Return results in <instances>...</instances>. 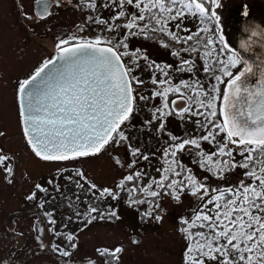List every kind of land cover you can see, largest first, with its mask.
<instances>
[{"label":"snow or ice","instance_id":"1","mask_svg":"<svg viewBox=\"0 0 264 264\" xmlns=\"http://www.w3.org/2000/svg\"><path fill=\"white\" fill-rule=\"evenodd\" d=\"M112 5L117 11L111 21L89 17L101 33L108 32L110 36H97L71 47H64L69 41L61 40L56 45L59 56L45 61L28 79L19 82L20 116L32 151L43 160H69L99 153L110 141L127 140L118 130L133 112V84L144 83L132 73L139 67L140 59H148L138 55L140 50L136 49L131 52L136 64L128 67L124 63L123 57L130 55L127 51L129 37L160 39L179 62L173 69L176 72H192L196 60L185 58L184 54H196L203 61V72L216 82L211 88H206L199 79L173 84L169 73L172 65L162 67L153 62L147 66L153 72L151 83L156 86L151 98L159 97L162 102L153 110V118L161 120L158 130L165 129L163 118L174 114L184 119L188 114L204 118L203 122L198 119L194 122L205 134L187 139L171 136V142L162 152L167 166L157 169L160 178H153L139 191L151 198L162 194L171 196L177 202L181 194L187 192L201 202L191 220H180L186 225L181 231L189 241L185 264H264V72L258 88L247 86V75L253 69L225 41L221 17L216 11L221 7V0H108L105 7ZM85 6L94 9L96 4L94 0H87ZM247 14L245 10L244 15ZM189 16L204 26L196 32L182 28ZM209 24L215 27L209 28ZM181 32L188 34L181 35ZM251 35L257 33L253 31ZM57 59L61 62L59 65ZM238 65L243 67L234 74L232 69ZM157 72L161 74L159 79ZM222 77L229 79L225 82ZM219 84H225L222 92ZM170 94L176 98L169 101ZM221 97L222 120L218 121L215 101ZM139 99L149 97L141 95ZM201 141L215 150L204 151ZM191 149H195L200 167L212 175L223 178L226 172L239 168L244 170L245 179L226 189L219 186L210 189L181 161L180 154ZM131 155L149 159L138 148L133 149ZM7 159L6 155H0V166H4ZM136 162L132 161L129 167ZM4 171L11 173L12 169L5 167ZM77 175L84 178L83 173ZM142 178V172L135 171L116 187L124 189L125 182ZM35 187L46 191L39 184ZM90 187L96 188L94 184ZM137 191L136 187L128 188L131 203H152L138 198ZM99 195L116 199L118 194L105 188ZM34 197L35 193L28 199ZM157 209L159 204L155 203L144 215L161 221L162 209ZM97 212V207L89 209V214ZM109 214L115 216L116 212ZM49 222L55 223L51 219ZM66 239L76 247L72 243L73 235H67ZM120 251V248L113 253L104 250L100 255L114 256ZM60 254L67 257L69 252Z\"/></svg>","mask_w":264,"mask_h":264},{"label":"rangeland","instance_id":"2","mask_svg":"<svg viewBox=\"0 0 264 264\" xmlns=\"http://www.w3.org/2000/svg\"><path fill=\"white\" fill-rule=\"evenodd\" d=\"M22 1L29 3L30 0ZM36 1L38 0H33V43L29 44L31 47L28 48L29 45L23 41L19 44V39L23 40L24 35L23 32H17L19 26L13 25L14 19H7L8 15H11L10 9H6L10 0H0V69L4 71L5 77L4 85L0 81V133H19L17 125L19 121L13 99L15 84L13 79L19 76L23 77L35 63L44 62L51 57L49 56L50 52L56 53V45L61 40H69L68 44L72 43V38H67L69 31H77L76 34L84 41L96 38L87 28V20L78 5V0H52L58 2L59 5L53 6L50 15L42 19L35 15ZM100 2L106 3L105 0H100ZM245 10H247V15H244ZM216 11L221 17L220 26L225 41L252 66L253 72L248 74L246 79L247 86L254 88L255 83L260 84V70L264 69V0H221V7ZM185 26L193 32L197 27L196 18H186L181 27ZM78 29L80 30L78 31ZM253 31L257 33L256 36L251 35ZM180 34L188 33L181 32ZM247 34H249V38L246 37ZM130 44L132 50L139 49L141 57L147 56L148 59H140L139 67H136L132 73L144 83L143 85H134L133 112L118 130L123 132L127 140L119 143L116 140L110 141L99 153L69 160L42 161V159L33 156V191L38 190L35 191L37 197L43 195L35 186L39 182L38 176L48 167L50 172L47 177L50 178V185L46 184V188L50 192L48 195L46 193L45 209L51 208L56 214H63V220L64 216L67 221L72 214L85 209L88 203L98 202V209L106 202L110 204L117 202L118 205H124L120 201L127 199L125 189L140 188L135 180L125 182V188L119 189L116 187L119 181L132 172L140 171L143 174L140 186L141 188L146 187L153 178H160L157 169H160L162 163L165 162L162 152L171 142L169 139L171 136L187 139L205 134L203 129L194 122L197 119L203 122L204 118L202 116L192 117L188 114H185L184 119L174 114L170 115L169 118L164 119L165 129L158 130L161 120L153 118V110L161 104V99L159 97L151 98L156 86L151 83L153 72L147 66L154 62L162 67L164 63L174 67L175 61L168 54L166 48L159 49L155 44L149 46L140 42H130ZM242 45L247 47H242ZM27 55L31 56L33 63H26ZM187 58L196 60V68L190 73L181 72L183 76L176 75L173 72L174 68L170 69L169 73H171L173 84H178L181 80L192 83L197 79L206 88H210L209 84L211 86L215 84V81L210 80L208 75L203 72L202 60L197 56L187 55ZM124 63L128 67L135 65L133 58L124 59ZM156 78H161L159 72L156 73ZM141 95L147 96L149 99L140 100ZM215 103L216 107L219 104L221 108L222 97ZM194 106L193 109H195ZM116 139L118 140V137ZM137 148L149 159L144 160L142 156H132V150ZM201 148L206 152L215 150L212 145L204 141H201ZM190 151L181 154L182 163L186 168L192 170L193 175L202 179L207 171L197 163L199 157L194 155L195 149ZM237 159L239 160V158ZM134 160L137 161L135 165L129 167V164ZM77 173H83L84 178L82 179ZM241 175L242 170L237 168L226 172L223 179L210 178L207 181L203 180V183L210 189L217 186L224 189L238 185ZM92 184L96 186L95 189L90 187ZM26 185L28 184L26 183ZM39 185L41 186V183ZM105 188L112 189L120 196L117 195L116 199L107 195L100 197L99 193ZM7 195L9 196V192L6 191L5 196L7 197ZM87 200L89 201L84 203ZM151 200L154 204H159V209L156 211L162 209L160 211V215L163 217L161 221L146 217L145 222L142 223L140 216L134 217V213H132L131 219L128 216L124 217L123 213H119L118 216H107L102 221L101 216L97 215L93 220L97 223V227L82 230L79 236L75 235L77 238L74 243L76 247H70L72 253L67 257L68 263L107 264L104 257L100 255L102 250L99 248L108 246L109 253L115 252L117 248L121 249L116 253L117 262L113 264H184L182 253L186 239L181 233L179 221L181 218L188 219L193 215L192 213L201 206V202L196 197L186 194H181L179 202L173 197L163 194L160 197L151 198ZM37 210L36 204H33V216L37 214ZM145 211L148 210L145 209ZM155 214L153 212V216ZM56 221L59 220L56 219ZM132 238H136V240L133 241ZM35 243L36 240L33 239V244ZM64 260L66 259L64 258Z\"/></svg>","mask_w":264,"mask_h":264},{"label":"flooded vegetation","instance_id":"3","mask_svg":"<svg viewBox=\"0 0 264 264\" xmlns=\"http://www.w3.org/2000/svg\"><path fill=\"white\" fill-rule=\"evenodd\" d=\"M56 3L58 2L52 0L36 1L34 5V12L36 17L39 19L48 17L50 15L51 8H53V6L59 5H56ZM8 7L6 9H10L11 15H8L7 19H14L15 23L13 25L19 26L17 27V32H23L24 35L23 40H21V38L19 39V44H21L22 41L23 43H27V45L33 43V0H30L29 3L23 2L22 0H10V4L8 5ZM28 17H30L31 19H28ZM183 28L187 27L185 26ZM79 30L80 29H78V31ZM76 32L77 31H69L67 38H72L73 42L70 44H65L64 47L72 46L84 41L82 40V38H79ZM246 37L249 38V34H247ZM30 47L31 46L29 45L28 48ZM55 54L56 53L50 52L49 56L51 57H49L45 61L51 60ZM44 62H38V64L35 63L29 69L26 75H24L23 77L19 76L18 78L12 80L13 83H15L13 88V99L19 121L17 124L19 133H2L3 135H0V150H2L0 151V155H6L8 157V159L5 161L4 166H0V264H69V260H67V257L72 253V250L70 251V247L72 246L67 241L66 236L69 234L73 235L75 239L72 243H75V240L77 239L75 236L76 234H78L79 236V233L82 230L97 227V223L93 221V216L96 217L97 215H100V213H103V216L100 215L103 221L105 217L112 216L109 214L110 212L115 211L117 216L119 215V213H123L124 217L127 218L128 216L131 219L132 213H134L133 216H140V220H142V223H144L146 218V216L144 215V213L146 212L145 209L149 210L150 207L154 205L151 197H147L145 194L139 191V189L135 195L137 197L141 196L140 199H145L147 201H151L152 203H145L142 205L131 203L129 198L130 193L126 188L125 190L127 192V195L125 197H127V199H123L120 201L124 205H118L117 202H113L112 204L106 202L105 205H100L101 208L99 209V212L89 214V209L91 207H97L99 203H88L85 209L74 215L72 214L70 216V219H68L67 221L66 216H64L63 220V214H56L54 210H51V208L48 210L45 209V199L50 192L46 188V184L50 185V178L47 177L50 172L48 167H46L45 171L42 172L40 176H38V184L41 183V187H45L44 189H46V191L42 192L39 190L40 194L43 193L42 196L37 197L35 194V197L33 199H28L30 195L35 193V191H38L36 189L35 191H33V156L36 155L32 151L31 146L28 144L27 138L25 137L22 130L17 88L20 81L28 79L39 67L43 65ZM26 63H33L31 62L30 55H27ZM177 64L178 63L175 62L173 68H175ZM165 65L166 64L164 63V66ZM242 67L243 65H239L237 70H240ZM169 71L171 72L170 69ZM173 72H175L176 75H182L181 72H176L174 70ZM260 72H264V69L260 70ZM259 78L261 84V76ZM3 79L5 80L4 71L0 69V81L2 85L5 84L3 82ZM260 84L255 83L254 88H258ZM209 87L211 88L210 84ZM174 97V95L170 94L169 101H171V99H173ZM216 111L217 117L215 119L218 121L222 120L219 104L216 107ZM169 117L170 116H167L163 119H167ZM180 158L182 161L181 155ZM237 158L240 159L239 156H237ZM42 161L51 160L42 159ZM5 167H10L12 169V172L7 173L6 171H4ZM205 177H207V179H205ZM224 177L225 174L223 178ZM210 178L213 177H210L206 174L202 176V179L200 180L203 182V180L207 181ZM215 178L223 179L219 178L218 176H215ZM242 179H244L243 170L240 181ZM136 182L138 187L142 189L138 184V180H136ZM26 183L28 185H26ZM119 183L120 181L118 182V184ZM6 191L9 192V196L7 195V197L5 196ZM183 194H186V192ZM8 197H10L11 199H9ZM88 201L89 200L85 201L84 203H87ZM33 204H36L38 209L37 214H35L34 216ZM50 219L54 220L55 223L51 224L49 222ZM56 219H58L59 221H56ZM60 222L61 225H59ZM56 233H59V235H57ZM47 235H49V237H47ZM33 239L36 240L35 244H33ZM132 240L135 241L136 238H132ZM55 246H58V248ZM108 248V246H104L100 247L99 250L104 251ZM62 251L69 252V255L67 257L62 256L60 254ZM64 258L66 260H64Z\"/></svg>","mask_w":264,"mask_h":264},{"label":"trees","instance_id":"4","mask_svg":"<svg viewBox=\"0 0 264 264\" xmlns=\"http://www.w3.org/2000/svg\"><path fill=\"white\" fill-rule=\"evenodd\" d=\"M105 1H106V3H101L100 0H94V3L96 4V7H95L94 9H89V8H87V7L85 6L87 0H78V5H79V7L82 9V12H83L84 15H85V19L87 20V28H88V30L93 34L94 37L101 36V35H103V36H105V37H108V36L111 35V34L108 33V32H103V33H101V31L99 30V26H97V25L94 24V23H91L90 20H89V17H90V16H91V17H94V18L107 19V20H109V21H111V20L113 19L114 15H115V12L117 11V9H116L115 5H112V6H110V7H105V4L108 3V0H105ZM187 18H191V17H187ZM185 20H186V19H185ZM185 20H184V21H185ZM196 20H197V27H196V29H195L193 32H196L199 28H201V27L204 26V25H202V24L200 23V21H199L198 19H196ZM184 21H183V22H184ZM208 26H209V28H214V27H215L214 24H209ZM119 38H120V37H117V39H119ZM127 42H128V44H129V48L127 49V51L129 52L130 55H129V56H125V57H123V61H124V59L129 60V59L131 58V52L134 51V50H132L131 47H130V46H131L130 42H133V43L140 42L141 44H145V45H149V46L155 44L156 48H159V49L165 48V47L163 46V44L161 43V40H160V39H153V38H148V37H145V36L129 37V40H128ZM165 42H167L166 39H165ZM176 47H179V46L177 45ZM163 50H164V49H163ZM121 51H124V50L121 49ZM140 53H141V51L138 53V55L142 56ZM170 53H171V49H168V54H170ZM184 55H185V58H187V55H188V54H184ZM170 56H171V58L174 59V61H175L176 63H179L176 57H173L171 54H170ZM188 56H189V55H188ZM191 56L195 57V56H197V55H196V54H192ZM134 62H135V64H136V61H135V60H134ZM151 64H152V63H151ZM177 65H178V64H177ZM238 66H239V65H238ZM238 66H237V68H238ZM237 68H236V69H232V71H233L234 74H236V73L238 72ZM222 79L226 82L229 78H228V77H222ZM215 83H216V82H215ZM134 85H135V84H133V87H134ZM218 87L221 89V92H222L223 89L225 88V84H219ZM129 150H132V149H129ZM180 155H181V154H180ZM166 166H167V165H166V163L164 162V163L162 164L161 168L166 167ZM202 169L206 170L205 168H202ZM206 171H207V170H206ZM243 171H244V170H243ZM206 174H207L208 176H210V177L215 178V176L212 175L211 173H209L208 171H207ZM243 177H244V176H243ZM244 179H245V177H244ZM141 180H143V178L138 180V184H139V186H140V182H141ZM147 184H149V183H147ZM224 189H226V188H224ZM186 195L192 196V195H190V194L187 193V192H186ZM192 214H193V215L189 216L188 220H191V219L194 217L195 212H193ZM179 223H180V221H179ZM182 227H186V225H182V224L180 223V230H181ZM193 230H195V229H193ZM181 233H182L183 236L185 237V234H184L182 231H181ZM185 239H186V237H185ZM188 243H189V241H188V239H186V242H185L184 247H183V261H184V264H185V250H186V247L188 246ZM107 252L109 253V251H107ZM103 257H104V259H105V261H106L107 264H113V263H116L117 260H118L116 254H115L114 256H113V255H105V256H103Z\"/></svg>","mask_w":264,"mask_h":264},{"label":"water","instance_id":"5","mask_svg":"<svg viewBox=\"0 0 264 264\" xmlns=\"http://www.w3.org/2000/svg\"><path fill=\"white\" fill-rule=\"evenodd\" d=\"M42 2H39V3H42ZM56 5H58V3H56ZM72 46H74V45H72ZM67 47H71V46H67ZM58 56H59V52L57 51L56 54L54 55V57L52 59L57 58ZM60 63L61 62L57 59V65H59ZM19 105H20V100H19ZM21 125H22V130H23V133H24V127H25V125H24V123L22 121V118H21Z\"/></svg>","mask_w":264,"mask_h":264}]
</instances>
